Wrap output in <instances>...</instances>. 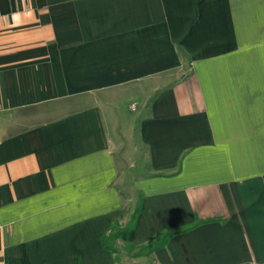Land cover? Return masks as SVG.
Instances as JSON below:
<instances>
[{"label":"crops","instance_id":"0c3cea01","mask_svg":"<svg viewBox=\"0 0 264 264\" xmlns=\"http://www.w3.org/2000/svg\"><path fill=\"white\" fill-rule=\"evenodd\" d=\"M137 207L195 225L138 264H264V0H0V264H117Z\"/></svg>","mask_w":264,"mask_h":264},{"label":"trees","instance_id":"16d2710c","mask_svg":"<svg viewBox=\"0 0 264 264\" xmlns=\"http://www.w3.org/2000/svg\"><path fill=\"white\" fill-rule=\"evenodd\" d=\"M138 211H139V208L137 207V209L134 210L133 214L130 217V220H129L128 225H127V230L125 233H124V231H122L121 229L118 228V220H114L110 224V226L102 234L101 239H100V242H101V245L103 248H105L106 250L111 251V253L117 255L118 248L115 245V240H117L118 238H120L124 234H127V235L131 234V232L135 226ZM194 226L195 225L185 226V227H180V228H166L165 230L156 233L153 237L151 236V238L149 239V242L147 244L142 245V246H138V251L134 256L137 257V256H140L142 254L153 253L156 250L163 248L172 236L186 232V231L192 229ZM115 260H117V259H115Z\"/></svg>","mask_w":264,"mask_h":264},{"label":"rangeland","instance_id":"374dc122","mask_svg":"<svg viewBox=\"0 0 264 264\" xmlns=\"http://www.w3.org/2000/svg\"><path fill=\"white\" fill-rule=\"evenodd\" d=\"M122 106L124 107V114L133 116L137 113L136 107L138 106V103H137L136 99H133L130 101L126 100V101H124V104ZM118 157H119L118 159L120 160L119 161L120 163H121V161H122V163H125V164L127 162H130V161H124V159L122 157V153H120ZM122 163L120 164V166L123 165ZM122 172H123V169L120 168V173H122ZM124 177H126V175H124L123 178L120 179L121 182L126 180ZM129 187L130 186H126L124 183L121 184V188L123 189V195L125 196V198H131L133 200L132 202H134L136 204L138 201V197L135 195V193L131 192ZM127 209H128V206H127V201H126L124 209H123L124 211H123L122 217L128 211ZM120 220H118V228L121 229L122 231H124V233H125L127 230V225H128L129 221L127 222V224H125V223H122ZM123 236H121L120 238L115 240V245L118 248V252L116 255L117 264H138L135 262L138 259H135L136 257L134 256L138 251V247L133 246L132 244L128 243L127 239L122 238ZM123 239H125V240H123ZM143 263H139V264H143ZM150 264H153V263L150 262Z\"/></svg>","mask_w":264,"mask_h":264},{"label":"built area","instance_id":"2783aa9c","mask_svg":"<svg viewBox=\"0 0 264 264\" xmlns=\"http://www.w3.org/2000/svg\"><path fill=\"white\" fill-rule=\"evenodd\" d=\"M155 264H160V263H155ZM252 264H257V263H252Z\"/></svg>","mask_w":264,"mask_h":264}]
</instances>
